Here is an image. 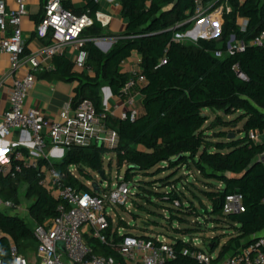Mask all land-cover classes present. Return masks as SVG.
I'll use <instances>...</instances> for the list:
<instances>
[{
  "label": "trees",
  "instance_id": "obj_1",
  "mask_svg": "<svg viewBox=\"0 0 264 264\" xmlns=\"http://www.w3.org/2000/svg\"><path fill=\"white\" fill-rule=\"evenodd\" d=\"M204 3L212 12L222 8L219 35L184 44L174 37L177 32L185 31L187 28L182 26L192 20L193 0H120L121 17L126 21V28L123 34L115 37L110 50L103 53L91 41L101 36V26L96 20L97 6L89 0L83 13H89L93 25L83 32L82 37L88 42L82 48L87 53L86 67L90 73L75 70L65 56H56L52 61L53 70L44 73L42 79L76 82L72 107L76 108L88 100L97 113H105L108 128L118 134L119 147L113 152L94 146L76 148L67 152L60 163L40 160L39 166H52L67 186L88 192L87 187L76 175H70L68 169L74 167L79 177L92 182L90 173L103 171L102 160L106 153L116 155L118 171L126 167L125 182H130L134 174H149L155 168L161 170L165 167L173 171L192 163L202 179L220 185L216 188L207 182L209 190L203 195L210 204L209 209L200 203V215L191 202L183 206L179 192L172 189L173 184L166 187L168 192L155 196L173 206L178 202V206H174L178 209L177 215L227 224L234 237L211 261V264H219L235 254L231 249L236 242L245 247L264 236V163L260 161L264 155V142H254L248 136L250 132L264 136V47L250 46V42L264 32V0H205ZM63 8L68 9L65 4ZM242 22L245 23L243 29ZM178 27L177 31H171ZM231 38L243 44L245 49L227 55V43ZM216 52L223 56L216 58ZM133 53L141 58L140 70L145 84L136 89L142 102L136 118L131 121L109 116L102 108L100 90L107 87L111 96L121 95L129 76L121 73L120 67ZM24 54H27L25 49ZM204 111L224 116L238 114L233 122H243L239 131L243 137L236 139L233 135L229 139L232 134L218 132L214 138L219 141L211 142L206 135L210 131L206 128L209 118ZM217 119V126L231 127V122ZM16 152L27 153V150ZM36 174L34 169L22 170L13 176L0 172L1 200L19 206L20 188L26 187L25 198L32 200L28 212L34 228L57 217L58 208L64 206L39 185ZM232 195L242 197L244 212L224 216L225 200ZM170 217L185 223L179 218L181 216ZM121 227H126L124 222L117 228ZM34 228L13 213L0 211V230L4 236L0 240L1 263H9V242L19 253L30 243H36ZM197 231V228L175 230L178 236L172 239V243L178 258L166 264H201L190 254L182 253L184 249L191 254L201 251L183 239L191 238ZM112 237L116 244L119 241L117 233ZM223 238H212V244L216 245L210 254L215 253ZM93 251L124 264L115 246L94 243Z\"/></svg>",
  "mask_w": 264,
  "mask_h": 264
},
{
  "label": "built area",
  "instance_id": "obj_2",
  "mask_svg": "<svg viewBox=\"0 0 264 264\" xmlns=\"http://www.w3.org/2000/svg\"><path fill=\"white\" fill-rule=\"evenodd\" d=\"M9 1L10 4L7 0H0V52L9 58L10 69L7 78L16 76V79L9 93L8 107L1 116L0 172L13 176L22 170H37L39 185L51 197L63 202L64 206L58 208L57 217L33 229L37 244L34 261L31 262L29 258L19 253L16 246L9 242L10 260L7 264H118L112 257L95 254L94 243L115 246L116 253L124 264H166L175 261L178 255L172 242L165 241L160 236L143 238L125 235L122 228H113V221L107 209L126 207L129 198L132 197L129 183L124 181L123 176L117 178L116 184L108 186L105 185L106 178L101 185L99 181L89 182L90 188H87L89 191L83 192L67 186L62 176L52 166H39L40 160L50 161V157L63 158L67 152L76 148L94 146L113 152L119 147V137L115 130L108 128L107 115L97 113L88 100L82 101L76 108L72 107L70 101L60 111L57 120H50L42 113L28 109L26 105L36 82V75L53 70L52 60L56 56H64L67 49L74 51L72 62L74 69L90 73V69L86 67L87 53L82 48L88 42L82 37L83 32L93 25L89 13L76 15L63 8L62 0H46L44 14L35 34L47 45L34 54L25 55L21 25L27 16L29 0ZM99 1L93 0V3L97 5ZM204 2L205 0H193L194 16L189 22H199L198 25L203 23L207 27L215 18L213 14L215 11L212 12ZM209 11L211 12L208 13ZM221 12L222 8L218 14ZM95 15L98 22L106 20L99 12ZM218 18H221V15L216 20ZM244 26L245 23L242 22L241 29ZM9 27L12 28V33L6 36ZM197 30L187 34H195ZM206 35H211L210 29ZM232 39L227 43V55L245 49L243 44ZM91 41L100 44L99 39ZM250 46L264 47V32L256 36L250 42ZM222 56L221 52L215 53L216 58ZM140 63L141 58L138 56L135 60L136 68L122 88L121 95L117 97L123 100L126 109L119 119L129 118L132 121L137 116L139 105L135 96L139 94L136 89L145 84ZM25 69L26 73L18 76L19 71ZM15 131L29 135L30 146L26 149L27 153L16 152L15 149L11 150L5 146ZM248 136L254 142H261V135L257 132H250ZM260 161L264 163V155L260 157ZM68 172L75 176L76 169L70 167ZM94 174L99 180L97 173ZM93 183L98 185V193H94ZM174 206L177 207L178 202H175ZM18 208L19 206L0 199V209L16 211ZM243 212L240 195L226 198L224 216ZM114 233L119 237L116 244L113 243ZM3 238L0 230V240ZM184 242L196 247L189 239H184ZM182 253L190 254L201 264H211L213 260L210 255L201 251L191 254L184 249ZM0 264L3 263L0 261ZM219 264H264V236L258 237Z\"/></svg>",
  "mask_w": 264,
  "mask_h": 264
},
{
  "label": "rangeland",
  "instance_id": "obj_3",
  "mask_svg": "<svg viewBox=\"0 0 264 264\" xmlns=\"http://www.w3.org/2000/svg\"><path fill=\"white\" fill-rule=\"evenodd\" d=\"M220 9L221 8L213 13L215 18L207 27L203 25V23L198 25L199 22H191V25L185 31L177 32L174 37L175 40L184 44L194 43L191 34L188 35L187 33L193 32L195 29H198L201 34L198 36L199 39H211L217 31L216 19L221 15L220 13L218 14ZM209 29L211 30L210 36L206 35ZM104 88L105 87H102L101 89ZM204 114L209 118L206 128H209L210 131H207L206 135L211 142L219 141L214 138L215 134L218 132L229 133V135L232 134L234 137L236 136V139L243 137L242 133L239 134V131L242 130L243 122H233L239 116L238 114L224 116L221 113H214L211 111H207ZM217 118H220L223 122H231V127L217 126L216 124L219 122ZM261 138H264V136H261ZM226 140H228V138ZM61 160L62 158L50 157L51 163H60ZM102 166L106 178L105 185L107 186L116 184L117 178L124 176L126 171V167L118 171L116 155L112 153H106L103 156ZM162 167L164 166H161V168ZM74 174L85 187L90 188L88 185L89 182H86L83 178L79 177L76 172H74ZM90 175L93 182L99 181L96 178V174L91 172ZM207 182L209 181L202 179L192 163H189L186 167L173 171H169L164 167L161 170L155 168L149 174H134L132 175V180L128 182L129 188L132 192V197L129 198L128 206H117L112 210L107 209L108 215L113 221V228H117L121 225V222H124L126 227H121L124 234H129L135 237L160 236L170 243L172 242V239H175L178 236L175 230L197 228V233L192 235L189 240L195 244L196 248H199L208 254L216 245L212 244V238L217 236L224 237V234L230 233L227 224L222 221L213 222L210 221V219L203 220L202 217L195 218L191 216L177 215V208L172 204L160 201L158 197L155 196V194H165V192H168V188L173 184L172 189H176L177 192H179L182 205L185 206L188 202H191L193 207L196 208L201 215L200 203H202L207 209L210 207V204L203 195V192L209 190ZM209 183L216 188L219 186L213 181ZM140 187L141 189H139ZM25 190L26 187L21 186L19 208L16 211L3 209H0V211L4 213H13L23 220V222L29 227L34 228L35 225L28 212V207L32 200L25 198ZM170 210L173 211V213H171ZM170 215L181 216L179 218L185 220V223L182 224L177 220H172ZM225 240L226 239H220L215 253L219 251L220 246ZM240 244V242H237L238 246ZM36 247V243H30L22 249L21 254L25 255L31 262H33L34 257L36 256Z\"/></svg>",
  "mask_w": 264,
  "mask_h": 264
},
{
  "label": "crops",
  "instance_id": "obj_4",
  "mask_svg": "<svg viewBox=\"0 0 264 264\" xmlns=\"http://www.w3.org/2000/svg\"><path fill=\"white\" fill-rule=\"evenodd\" d=\"M10 4L11 1L7 0ZM89 0H62V6L65 4L72 13L79 15L83 13L84 8L87 6ZM46 0H29L27 6V16L23 19L21 25L22 42L23 47L27 51L26 55L34 54L40 51L46 43L39 40L36 37L35 30L44 14V7ZM97 6V12L102 14L105 21L99 22L101 26V36L97 39L100 40V44L95 46L103 53H107L112 44L115 42V37L124 33L126 28V21L121 17L120 0H100ZM108 20V21H107ZM12 33V28L7 29L6 36ZM194 33H198V30ZM200 34V33H198ZM65 58L70 62H73L74 51L67 49L65 52ZM139 55L133 53L131 57L125 60L121 64V73L127 74L129 77L132 71L136 68L135 60ZM53 61V60H52ZM53 66V64H52ZM10 69V62L8 55L0 52V122L2 113L8 107V97L12 88L13 81L16 76L7 78L8 71ZM25 70H21L18 76L24 75ZM42 75H36V82L29 94L27 100V108L42 113L46 118L50 120H57L60 111L68 104L73 98V90L77 87V83H69L64 81H47L42 79ZM107 87L101 89L100 97L102 102V108L113 118H120L121 114L126 110L123 100L117 97L109 95ZM104 95V98H103ZM135 100L141 108L142 98L140 95L135 96ZM207 111H204L206 113ZM264 142V138L261 139ZM5 144L9 149H27L29 144V135L21 132H13L11 137ZM219 185V184H218ZM220 188V185L218 186ZM225 242L220 248L231 238L234 237V233L230 231L229 234H224ZM183 239H188L184 237ZM219 248V250H220ZM242 248V243L238 246L237 242L233 245L231 253L237 252ZM199 249V248H198ZM200 250V249H199ZM201 252H204L201 250ZM219 252V251H218ZM218 252L214 254L208 253L213 259L216 258ZM207 254V253H206ZM36 256L34 257V259ZM34 261V260H33Z\"/></svg>",
  "mask_w": 264,
  "mask_h": 264
},
{
  "label": "water",
  "instance_id": "obj_5",
  "mask_svg": "<svg viewBox=\"0 0 264 264\" xmlns=\"http://www.w3.org/2000/svg\"><path fill=\"white\" fill-rule=\"evenodd\" d=\"M210 12H211V11H209L208 13H210ZM208 13H206V14H208ZM206 14H205V15H206ZM190 25H191V22H188L187 24L183 25L182 28H184V29L189 28ZM221 25H222V20H221V18H218V20H217V31H216V33L213 35L212 38H215V37H217V36L219 35ZM178 29H179V27H178V28H175V29H173V30H171V31H172V32H175V31H177ZM191 36H192V38L194 39V43L199 39L197 33H196V34H191ZM232 40H233V39H232ZM239 76H240L241 78L244 79V76H243L242 74H239ZM107 92H108V94L110 95V91H109V89H107ZM228 138H229V139L233 138V135L229 136ZM97 176H98V178H99V185H101V184L105 181V175H104V172H103V171H99V172H97ZM92 189H93L94 193H98V185H97L96 183H93V184H92ZM256 239H257V238H256Z\"/></svg>",
  "mask_w": 264,
  "mask_h": 264
},
{
  "label": "bare ground",
  "instance_id": "obj_6",
  "mask_svg": "<svg viewBox=\"0 0 264 264\" xmlns=\"http://www.w3.org/2000/svg\"><path fill=\"white\" fill-rule=\"evenodd\" d=\"M196 34V33H195ZM201 35V34H200ZM198 36H199V34H198Z\"/></svg>",
  "mask_w": 264,
  "mask_h": 264
}]
</instances>
